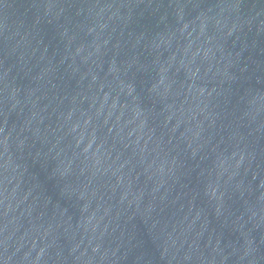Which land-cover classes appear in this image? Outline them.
<instances>
[{
	"label": "water",
	"instance_id": "water-1",
	"mask_svg": "<svg viewBox=\"0 0 264 264\" xmlns=\"http://www.w3.org/2000/svg\"><path fill=\"white\" fill-rule=\"evenodd\" d=\"M0 264H264V0H0Z\"/></svg>",
	"mask_w": 264,
	"mask_h": 264
}]
</instances>
